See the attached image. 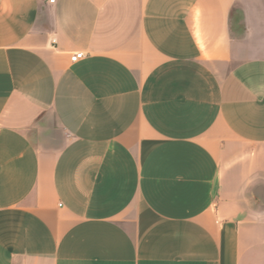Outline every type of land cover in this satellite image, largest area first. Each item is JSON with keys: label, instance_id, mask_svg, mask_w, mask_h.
Here are the masks:
<instances>
[{"label": "crops", "instance_id": "0c3cea01", "mask_svg": "<svg viewBox=\"0 0 264 264\" xmlns=\"http://www.w3.org/2000/svg\"><path fill=\"white\" fill-rule=\"evenodd\" d=\"M0 264H264V0H0Z\"/></svg>", "mask_w": 264, "mask_h": 264}, {"label": "built area", "instance_id": "2783aa9c", "mask_svg": "<svg viewBox=\"0 0 264 264\" xmlns=\"http://www.w3.org/2000/svg\"><path fill=\"white\" fill-rule=\"evenodd\" d=\"M49 2H53V0H49ZM84 56L85 52H83L82 50H76L70 54L69 59L71 62H76L82 59Z\"/></svg>", "mask_w": 264, "mask_h": 264}]
</instances>
